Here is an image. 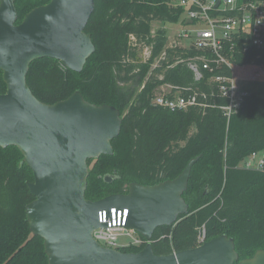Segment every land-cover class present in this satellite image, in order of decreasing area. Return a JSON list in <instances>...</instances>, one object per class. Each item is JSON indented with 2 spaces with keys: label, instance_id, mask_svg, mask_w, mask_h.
<instances>
[{
  "label": "trees",
  "instance_id": "16d2710c",
  "mask_svg": "<svg viewBox=\"0 0 264 264\" xmlns=\"http://www.w3.org/2000/svg\"><path fill=\"white\" fill-rule=\"evenodd\" d=\"M50 1L16 0L17 24L33 8ZM174 2L95 0L85 31L96 50L83 70L43 57L31 62L27 81L45 103L80 90L91 103L120 109L123 120L119 135L112 139L114 153L88 160V199L127 193L132 182L153 185L174 179L192 158L202 155L183 195L188 214L155 230L153 250L165 255L199 246L205 228L206 240L222 234L234 238L238 264L264 249V171L242 167L253 152H264V94L249 90L241 109L225 115L222 106L228 99L213 78L215 72L203 68L197 79L189 66L202 52L194 46L168 47L164 26L153 32L154 21L185 23L186 9ZM140 43L152 45L147 62L140 61ZM248 44L247 51L242 44L235 51L236 75L264 81V45ZM156 59L160 65L152 68ZM219 72L231 75L228 66ZM165 84L188 88L186 93H196L199 104L175 111L156 105V92ZM5 92L7 83L0 70V93ZM107 174L114 175L112 182L104 179ZM34 180L22 151L16 145L0 146V264L49 263L44 239L32 232L27 218V205L35 199L28 182ZM145 245L122 251L138 252Z\"/></svg>",
  "mask_w": 264,
  "mask_h": 264
},
{
  "label": "water",
  "instance_id": "95a60500",
  "mask_svg": "<svg viewBox=\"0 0 264 264\" xmlns=\"http://www.w3.org/2000/svg\"><path fill=\"white\" fill-rule=\"evenodd\" d=\"M94 8L95 0H51L17 24L16 0H0V70L7 83V92L0 93V146L16 145L34 171L35 180L28 185L35 199L27 205V218L32 232L44 239L48 264H235L240 256L227 234L170 254L153 250L155 230L188 214L183 195L202 155L174 179L153 185L132 182L127 193L95 201L86 197L88 160L114 153L121 111L89 102L80 90L45 103L33 93L27 74L31 62L43 57L82 71L96 50L85 31ZM113 176L104 179L112 182ZM112 207L128 208L126 227L148 240L142 250L125 252L95 238L94 231L108 225L100 221V212ZM238 264H264V249Z\"/></svg>",
  "mask_w": 264,
  "mask_h": 264
},
{
  "label": "built area",
  "instance_id": "2783aa9c",
  "mask_svg": "<svg viewBox=\"0 0 264 264\" xmlns=\"http://www.w3.org/2000/svg\"><path fill=\"white\" fill-rule=\"evenodd\" d=\"M178 1L186 9L184 19L193 20L192 23H184L185 29L179 37L186 41L187 46L191 44L202 52L191 59L189 66L197 79L202 77L203 68L215 72L213 78L218 82L221 94L228 99L227 105L222 108L225 115L230 117L241 109L250 93L249 89L239 84L241 79L236 75L233 57L240 44L243 51L249 49L248 42L257 47L264 45V0H221L219 5L218 0ZM151 55L152 50L148 49L149 59ZM223 66L231 69L230 76L219 72ZM187 89L165 84L163 92L156 95L154 103L174 111L199 104L196 93L187 94ZM261 155L262 152H253L242 167L264 171V157ZM127 217L128 208L123 210L112 207L109 212L101 211L100 221L108 225L97 228L94 231L95 238L101 244L119 250L147 244L148 240L144 236L126 227ZM206 238L204 228L200 232L199 242L202 244Z\"/></svg>",
  "mask_w": 264,
  "mask_h": 264
},
{
  "label": "rangeland",
  "instance_id": "374dc122",
  "mask_svg": "<svg viewBox=\"0 0 264 264\" xmlns=\"http://www.w3.org/2000/svg\"><path fill=\"white\" fill-rule=\"evenodd\" d=\"M174 3L176 5H179V1L178 0H175ZM163 26L168 29V35H169L168 47H170L171 45H175V44H178L181 47H189V46H191V44H189L187 46L186 41L183 38H180L179 37L180 36V33L183 32L184 29H185V24H183L181 22H179L177 24H169V23H163V22H160V21H154L153 22V32H155L159 28H162ZM148 49H151L152 50V45L151 44H148V43H140L139 44L137 50L139 52L140 61L142 60L144 62H147L149 60V58L147 56ZM159 65H160L159 64V60L156 59L155 64L152 66V68H155V67H157ZM247 88L249 90H251V89L261 90L262 94H264V83H261V82H258V81H254V83H252ZM163 90H164V85H161L160 88H159V90L156 93L157 94L162 93ZM192 131H194V128L192 129ZM261 157H264V152L261 155ZM248 258H250V257H248Z\"/></svg>",
  "mask_w": 264,
  "mask_h": 264
},
{
  "label": "crops",
  "instance_id": "0c3cea01",
  "mask_svg": "<svg viewBox=\"0 0 264 264\" xmlns=\"http://www.w3.org/2000/svg\"><path fill=\"white\" fill-rule=\"evenodd\" d=\"M258 82L264 83V81H258ZM252 83H254V80H244V79L239 80V84L241 85V87L246 89H248L247 87H249Z\"/></svg>",
  "mask_w": 264,
  "mask_h": 264
}]
</instances>
